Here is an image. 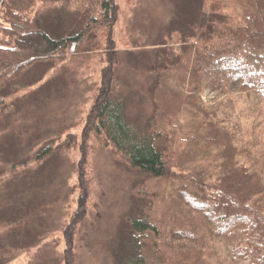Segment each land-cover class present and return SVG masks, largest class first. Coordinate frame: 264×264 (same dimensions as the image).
<instances>
[{
  "label": "trees",
  "instance_id": "trees-1",
  "mask_svg": "<svg viewBox=\"0 0 264 264\" xmlns=\"http://www.w3.org/2000/svg\"><path fill=\"white\" fill-rule=\"evenodd\" d=\"M52 6L71 22L54 33L43 25L45 9ZM243 6V24H212L207 33L208 17L202 12L195 26L197 42L186 57L169 65L166 76L159 68L155 72L158 82L164 76L166 82L164 89L154 87L155 112L141 129L127 120L125 98L117 92L116 0H0L1 124L15 116L20 80L32 66L96 50L102 45L96 44L98 37L105 38L113 54L84 136L95 132L128 168L146 179L139 182L125 215L116 264H264V0H243ZM175 78L174 117L189 119L181 126L167 115L175 100L165 96L161 103L159 98ZM206 91L217 94L211 104L202 97ZM240 104L247 105L245 111ZM175 128L189 134L179 155L177 135L172 138ZM3 132L0 129V138ZM60 146L50 143L38 154L37 166L60 152ZM6 159L0 189L7 186L12 191L17 182L31 179L26 172L29 162ZM188 160L201 163L190 170L181 167ZM157 180L167 184L164 199L174 202L169 207L182 222L169 226L152 215L158 196L150 192L148 181ZM30 182L36 197H49L45 183L36 178ZM80 210L74 221L79 222ZM7 219H12L11 211Z\"/></svg>",
  "mask_w": 264,
  "mask_h": 264
},
{
  "label": "rangeland",
  "instance_id": "rangeland-1",
  "mask_svg": "<svg viewBox=\"0 0 264 264\" xmlns=\"http://www.w3.org/2000/svg\"><path fill=\"white\" fill-rule=\"evenodd\" d=\"M116 3L119 10L113 50L115 74L120 81L117 92L125 98L127 120L141 129L155 112L154 87L160 85L164 89L167 67L181 55L186 57L190 45L197 42L194 32L202 12L208 17L206 33L214 24L245 22L243 0H116ZM70 23L57 6L45 9L43 25L48 32L66 29ZM98 38L95 42L102 45L96 50L69 55L60 63L37 64L25 71L15 116L12 120L6 117V125L0 123L1 132L4 131L0 138V159L4 160H0V169L3 163L6 166L7 156L17 158V162L28 161L26 172L30 180L36 178L45 183L49 194L45 200L36 197L30 180L17 182L12 191L7 186L0 189V264H116L125 215L139 182L146 179L128 168L95 132L84 136L103 71L114 59L105 38ZM188 57L191 60V54ZM158 68L165 75L159 82L155 74ZM174 80L168 93L163 92L159 98L161 103L166 101L165 96L175 100L167 108V115L176 119L179 115L174 117L178 111L174 106L177 104V80ZM159 92L158 88L156 94ZM202 97L211 104L217 94L206 91ZM246 108L247 105L240 104V110ZM177 119V126L189 123L186 116ZM175 129L172 138L177 135L174 140L179 155L189 134ZM52 142L61 143L62 150L37 166L38 154ZM200 163L188 160L181 167L190 170ZM166 186L160 180L148 181L150 192L158 196L152 215L158 222L171 226L182 222V218L178 213L176 218L169 207L174 202L164 199ZM169 192L170 189L167 196ZM81 198L84 202L80 208ZM80 209L79 222L74 221Z\"/></svg>",
  "mask_w": 264,
  "mask_h": 264
}]
</instances>
